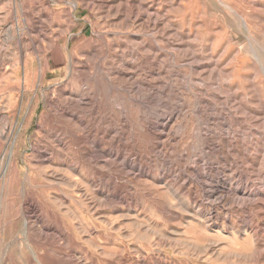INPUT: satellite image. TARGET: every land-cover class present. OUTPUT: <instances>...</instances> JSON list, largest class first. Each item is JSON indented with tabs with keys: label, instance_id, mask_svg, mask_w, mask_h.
<instances>
[{
	"label": "rangeland",
	"instance_id": "1",
	"mask_svg": "<svg viewBox=\"0 0 264 264\" xmlns=\"http://www.w3.org/2000/svg\"><path fill=\"white\" fill-rule=\"evenodd\" d=\"M0 264H264V0H0Z\"/></svg>",
	"mask_w": 264,
	"mask_h": 264
},
{
	"label": "bare ground",
	"instance_id": "2",
	"mask_svg": "<svg viewBox=\"0 0 264 264\" xmlns=\"http://www.w3.org/2000/svg\"><path fill=\"white\" fill-rule=\"evenodd\" d=\"M43 77V76H42ZM76 100V99H75ZM57 104V103H56ZM58 111V110H57ZM61 113V112H60ZM73 115V114H72ZM16 144V143H15ZM15 146V145H14ZM15 150V149H14ZM12 155V154H11ZM10 159V158H9ZM28 211V210H27ZM37 218V217H36Z\"/></svg>",
	"mask_w": 264,
	"mask_h": 264
}]
</instances>
